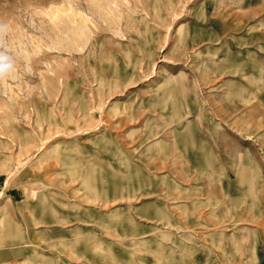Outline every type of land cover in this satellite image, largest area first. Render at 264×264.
I'll list each match as a JSON object with an SVG mask.
<instances>
[{
    "label": "rangeland",
    "instance_id": "1",
    "mask_svg": "<svg viewBox=\"0 0 264 264\" xmlns=\"http://www.w3.org/2000/svg\"><path fill=\"white\" fill-rule=\"evenodd\" d=\"M0 23V264H264V0Z\"/></svg>",
    "mask_w": 264,
    "mask_h": 264
},
{
    "label": "clouds",
    "instance_id": "2",
    "mask_svg": "<svg viewBox=\"0 0 264 264\" xmlns=\"http://www.w3.org/2000/svg\"><path fill=\"white\" fill-rule=\"evenodd\" d=\"M8 31V25L0 23V35ZM12 70V62L8 55L0 52V78L6 77Z\"/></svg>",
    "mask_w": 264,
    "mask_h": 264
}]
</instances>
